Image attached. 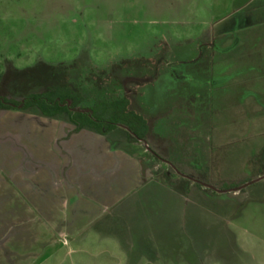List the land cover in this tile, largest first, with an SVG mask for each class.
<instances>
[{
  "label": "rangeland",
  "instance_id": "rangeland-1",
  "mask_svg": "<svg viewBox=\"0 0 264 264\" xmlns=\"http://www.w3.org/2000/svg\"><path fill=\"white\" fill-rule=\"evenodd\" d=\"M150 1L0 0V96L70 85L87 107L147 79L127 86L130 107L153 119L157 153L140 147L158 166L152 187L66 246L50 241V225L51 243L31 264H131L129 248L132 264H245L264 254V241L248 236L264 223V178L251 182L264 175V0L222 13L220 0H172L165 12L154 6L166 0ZM25 117L5 121L43 126ZM107 133L134 151L123 128ZM179 173L223 189L251 183L212 191Z\"/></svg>",
  "mask_w": 264,
  "mask_h": 264
},
{
  "label": "crops",
  "instance_id": "crops-1",
  "mask_svg": "<svg viewBox=\"0 0 264 264\" xmlns=\"http://www.w3.org/2000/svg\"><path fill=\"white\" fill-rule=\"evenodd\" d=\"M169 1L163 6H154L158 0L150 3L165 12L174 5ZM246 1L251 0H220L218 5L225 6L219 8L221 13L232 8L239 12ZM176 3L179 9L185 5L184 1ZM20 114L43 126H13L5 121ZM144 117L150 123L153 120ZM185 128L183 133L188 132ZM108 136L89 127L75 130L63 115L47 117L35 109H0V264L38 261L42 257L40 247L51 243L44 239L50 225V241L66 246L88 226L110 223V214L125 199H134L137 193L153 186L158 166L149 162L148 150L140 149L145 146L130 141L134 151H127L123 148L127 144L112 143ZM45 137L48 148L42 142ZM260 201L264 206V196ZM138 213L143 219V213ZM248 236L263 242L264 223L249 228ZM129 249L127 253L122 251L126 263L138 262ZM234 260L231 264H237L238 259L236 263ZM245 264H264V254L258 259L251 254Z\"/></svg>",
  "mask_w": 264,
  "mask_h": 264
},
{
  "label": "trees",
  "instance_id": "trees-1",
  "mask_svg": "<svg viewBox=\"0 0 264 264\" xmlns=\"http://www.w3.org/2000/svg\"><path fill=\"white\" fill-rule=\"evenodd\" d=\"M146 81L147 79L138 82ZM83 99L84 94L80 90L70 85L54 84L47 86L43 91L30 92L21 99L0 96V109L34 108L47 117L63 115L75 125V130L89 127L100 134L123 126L126 128L128 140L133 141L146 140L150 134L149 121L129 108L130 100L127 96L96 100L92 106L79 107ZM196 185L201 186L199 183Z\"/></svg>",
  "mask_w": 264,
  "mask_h": 264
},
{
  "label": "flooded vegetation",
  "instance_id": "flooded-vegetation-1",
  "mask_svg": "<svg viewBox=\"0 0 264 264\" xmlns=\"http://www.w3.org/2000/svg\"><path fill=\"white\" fill-rule=\"evenodd\" d=\"M129 82H134V83H136L137 84V87L139 86V85H141V84H143V83H140V82H138V81H128L126 84H125V86H126V91H125V94L124 95H122L121 97H123V96H127L128 97V99L130 100V105H129V108L131 109V110H134V111H136V109H133V108H131L130 106H131V102H132V94H133V92H132V89L131 88H128V83ZM135 92V91H134ZM9 97V96H8ZM79 107H82V106H80L79 105ZM34 109V108H33ZM27 110H30V109H27ZM36 110V109H35ZM37 111V110H36ZM136 112H138V111H136ZM138 113H140V112H138ZM148 120V119H147ZM149 121V120H148ZM149 123H150V121H149ZM120 128H123L124 129V132L126 133V128L125 127H123V126H119ZM92 129V128H91ZM151 133V132H150ZM150 135V134H149ZM148 135V137H147V139L146 140H137V142H140V143H142L144 146H145V148L150 152V153H152V154H154L155 156H157V153L154 151V149L149 145V143H148V139H149V136ZM130 141H133V140H130ZM179 175L182 177V178H184L186 175H188V176H186V177H189V179H191L193 182H194V184L196 185V183H199L201 186H206L205 184H207V183H205V182H203V181H199V180H196V179H194V177L192 176V175H189V174H186V175H183L182 173L180 174L179 173ZM210 185V184H209ZM197 186V185H196ZM201 186H198V187H201ZM213 186V188H210V187H208V186H206L207 188H209V190H212V191H217V190H221V191H230V190H232V189H234V188H236V187H239V186H236V187H231V188H225V189H223V188H220V187H216V186H214V185H212ZM241 186V185H240Z\"/></svg>",
  "mask_w": 264,
  "mask_h": 264
},
{
  "label": "water",
  "instance_id": "water-1",
  "mask_svg": "<svg viewBox=\"0 0 264 264\" xmlns=\"http://www.w3.org/2000/svg\"><path fill=\"white\" fill-rule=\"evenodd\" d=\"M260 178H261V177H260ZM253 181H254V180H253ZM253 181H251V182H253ZM251 182H249V183H251ZM249 183H246L245 185H247V184H249ZM205 185L208 186V187H210V188H213L212 185H209V184H205ZM245 185H241V186L237 187V189L243 188ZM217 191H221V190H217Z\"/></svg>",
  "mask_w": 264,
  "mask_h": 264
}]
</instances>
